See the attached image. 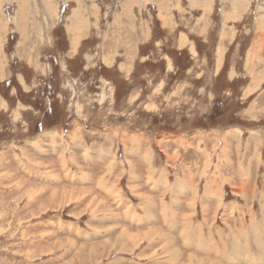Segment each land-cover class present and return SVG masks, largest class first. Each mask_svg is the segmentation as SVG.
Returning <instances> with one entry per match:
<instances>
[{"label": "rangeland", "instance_id": "374dc122", "mask_svg": "<svg viewBox=\"0 0 264 264\" xmlns=\"http://www.w3.org/2000/svg\"><path fill=\"white\" fill-rule=\"evenodd\" d=\"M50 1L0 0V264H264V0Z\"/></svg>", "mask_w": 264, "mask_h": 264}, {"label": "bare ground", "instance_id": "6f19581e", "mask_svg": "<svg viewBox=\"0 0 264 264\" xmlns=\"http://www.w3.org/2000/svg\"><path fill=\"white\" fill-rule=\"evenodd\" d=\"M7 1V0H6ZM10 1V0H9ZM19 1V8H18V10H17V13H16V16H13V19L11 18V20H9V21H14V22H16V25L20 28H26L25 26H27V23H29L30 21H29V18H30V16H28V14H27V12H28V9H29V4L27 3V1L26 0H18ZM30 1V0H29ZM45 2H44V4H45V9H46V11L47 12H49L52 16L54 15V13L56 12V9L57 8H55L56 6H55V4L52 2V1H50V0H44ZM127 3L125 4H123L124 6H123V8L125 9V11H126V13L129 15L128 16V18H127V22L128 23H130V25L131 26H133V24L135 23V18L132 16V15H130V13H129V11L131 12L132 10L129 8V6L127 5V4H129V1L130 0H125ZM133 1H135V2H137L138 4L140 3L138 0H133ZM172 1V0H171ZM191 1V0H190ZM204 2L205 1H207V0H203ZM234 1V0H233ZM245 0H236V5L237 4H239L238 6V8H237V10L239 11L240 9H243V7L245 6V2H244ZM251 1V0H250ZM5 2V1H4ZM77 2V6L74 8V10H73V13L69 16V18H68V20H69V25H68V29L70 30V32L73 34V36H72V44H73V46H77L78 45V43H80L79 42V39H80V36H83L82 34L83 33H85V32H87L88 31V24L89 23H87L88 22V19H89V16H87V7H86V4H85V2L83 1V0H77L76 1ZM149 2V1H148ZM169 2V1H168ZM196 2V1H195ZM157 3V2H156ZM170 3V2H169ZM193 3V2H192ZM157 4H159V3H157ZM156 4V5H157ZM195 4V3H194ZM209 4V3H208ZM247 4V3H246ZM136 5V4H135ZM192 5V4H191ZM196 5V4H195ZM132 6V5H131ZM160 6V5H159ZM179 6V5H178ZM199 6V5H198ZM204 6V5H203ZM206 6H208V5H206ZM32 7V6H31ZM94 9H95V12H94V16L96 17V15H97V13H98V7H97V5L95 4L94 5ZM133 7H135V6H133ZM160 7H162V5L160 6ZM169 7V6H168ZM202 7V6H201ZM167 8V7H166ZM183 8V7H182ZM248 8V7H247ZM172 9V8H171ZM1 10H3V7H2V9ZM122 10V9H121ZM164 10H166V9H164ZM242 11V10H241ZM244 11V10H243ZM163 12V11H162ZM173 12V11H172ZM240 12V11H239ZM125 13V12H124ZM169 13V12H168ZM59 14V13H58ZM114 14V13H113ZM122 14V13H121ZM118 15V14H117ZM116 15V17H115V24L116 23H120V24H125L124 23V19H121V16H117ZM58 15H56V17H57ZM170 16V15H169ZM168 16V17H169ZM162 17V16H161ZM234 17V16H233ZM53 18V17H52ZM165 18V17H164ZM170 18V20L172 19V17H169ZM231 18V17H230ZM114 19V18H113ZM162 19V18H161ZM46 21H48V18L47 19H45ZM165 20H167V18H165ZM169 20V21H170ZM2 21V20H1ZM12 21V22H13ZM168 21V22H169ZM260 21H262V19L260 20ZM171 22H172V20H171ZM37 23V22H36ZM165 23H167V22H165ZM1 24V23H0ZM9 24V23H8ZM142 24V23H141ZM172 24V23H171ZM7 25V24H6ZM126 25V24H125ZM163 25H165V24H163ZM173 25V24H172ZM259 27H261V28H264V21H262V22H259ZM1 26V25H0ZM9 27V26H8ZM166 27V26H165ZM175 27V26H174ZM22 32H23V29H22ZM128 33V32H127ZM106 34V33H105ZM22 35H23V33H22ZM85 35V34H84ZM225 35V34H224ZM146 36V35H145ZM84 37V36H83ZM82 37V38H83ZM181 37V36H180ZM258 37H260V36H258ZM28 38V37H27ZM28 40V39H27ZM257 40V39H256ZM184 41V39L182 38L181 40H180V42L182 43ZM262 41V38H260L259 39V41L257 42V43H259V42H261ZM127 45V44H126ZM255 47V46H254ZM257 47V46H256ZM220 50V49H219ZM255 50H256V48H255ZM257 51V50H256ZM256 51H255V53H256ZM259 52H261V51H259ZM258 52V53H259ZM254 56V55H253ZM259 56V55H258ZM260 56H261V54H260ZM259 56V57H260ZM219 57H221L220 55H219ZM168 61V60H167ZM217 65V64H216ZM258 65V64H257ZM251 68V67H250ZM251 71V70H250ZM254 71H256V70H254ZM258 75V74H257ZM255 79L256 80H259V78L256 76L255 77ZM77 126V125H76ZM185 142V141H184ZM188 146V145H187ZM149 166V165H148ZM38 167V166H37ZM115 169V168H114ZM133 172V171H132ZM135 173V172H134ZM130 175H132V174H130ZM71 193V192H70ZM69 193V194H70ZM84 196V195H83ZM66 197V196H65ZM139 197V196H138ZM94 200H96V199H94ZM149 200H150V198H149ZM153 199H151V201H152ZM143 201V200H142ZM153 203H154V201H152ZM96 204H98V203H96ZM152 205V203L150 202L149 203V205ZM101 205V204H100ZM103 205V204H102ZM154 205H155V203H154ZM179 205V204H178ZM177 205V206H178ZM119 206V205H118ZM153 206V205H152ZM236 207H238V206H236ZM94 208H96V206H94ZM99 208V207H98ZM100 209V208H99ZM153 209H155V206L153 207ZM238 209V208H237ZM104 210V209H103ZM152 210V209H151ZM95 211H97L96 209H95ZM99 211V210H98ZM105 211V210H104ZM114 214V213H113ZM132 214V213H131ZM151 216V215H150ZM216 216V215H215ZM153 231V230H152ZM154 232H155V230H154ZM149 234H151L150 232H149ZM149 234H146V236H148ZM257 234V233H256ZM97 235V234H96ZM154 235H156L157 236V234H154ZM228 235V234H227ZM258 235V234H257ZM210 236V235H209ZM158 237V236H157ZM147 239V238H146ZM160 239V238H159ZM244 239V238H243ZM142 240V239H141ZM148 240H150L149 238H148ZM155 240V239H154ZM151 242V241H150ZM206 242H207V240H206ZM203 243V242H202ZM173 244V243H172ZM97 247V246H96ZM167 247V246H166ZM100 248V247H99ZM169 249V248H168ZM177 250V249H176ZM179 250V249H178ZM233 250V249H232ZM258 250V249H257ZM176 253V254H175ZM174 253V256L175 257H178L179 256V254L180 253H177V251ZM234 253H235V251H234ZM239 254V253H238ZM252 254V253H251ZM228 255V254H227ZM181 256V255H180ZM241 256V255H240ZM96 257V256H95ZM174 257V258H175ZM177 259V258H176ZM257 261V260H256ZM191 263H192V261H190ZM198 262V261H197ZM201 262V261H200ZM264 263V262H263Z\"/></svg>", "mask_w": 264, "mask_h": 264}, {"label": "crops", "instance_id": "0c3cea01", "mask_svg": "<svg viewBox=\"0 0 264 264\" xmlns=\"http://www.w3.org/2000/svg\"><path fill=\"white\" fill-rule=\"evenodd\" d=\"M75 162H77V161L75 160Z\"/></svg>", "mask_w": 264, "mask_h": 264}]
</instances>
